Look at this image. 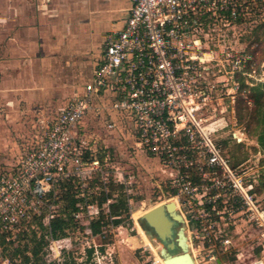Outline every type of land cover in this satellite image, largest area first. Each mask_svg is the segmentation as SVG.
<instances>
[{
  "label": "rangeland",
  "instance_id": "rangeland-1",
  "mask_svg": "<svg viewBox=\"0 0 264 264\" xmlns=\"http://www.w3.org/2000/svg\"><path fill=\"white\" fill-rule=\"evenodd\" d=\"M85 3L89 15L81 13ZM96 3L103 0H0V169L16 164L22 144L40 133L41 123L92 73L104 35L93 29ZM235 10L238 17L230 26L218 24L216 34L208 36L218 43L221 71L217 102L208 107L204 124L215 131L229 165L246 176L264 205V0L236 3ZM62 13L66 19L58 22ZM85 21L91 24L83 30ZM64 24H73L74 32ZM94 121L85 125L86 134L99 140L91 147H102L110 156L96 153L108 171L104 183L101 174L87 181L84 199L78 202L81 217L74 212L62 235L50 236L41 219L13 240H1L0 264H162L136 218L176 198V189L157 159L135 149L130 137L119 139ZM77 188L79 192L81 184ZM234 199L222 196L212 204L196 201L192 207L182 197L177 200L174 216L179 214L181 221L174 228L175 248L167 253L182 251L176 245L182 231L181 244L185 249L189 245L196 264L264 262V235ZM66 205L61 200L55 215ZM141 225L146 227L145 222ZM152 239L157 253L167 257L165 247Z\"/></svg>",
  "mask_w": 264,
  "mask_h": 264
},
{
  "label": "built area",
  "instance_id": "built-area-1",
  "mask_svg": "<svg viewBox=\"0 0 264 264\" xmlns=\"http://www.w3.org/2000/svg\"><path fill=\"white\" fill-rule=\"evenodd\" d=\"M246 2L131 0L123 26L106 35L81 88L41 123L37 136L22 144L16 164L0 169V237L13 240L41 219L52 236L50 221L56 216L62 183L72 179L81 184L78 200L84 199L94 175L101 174L104 183L108 171L96 153L110 156L102 147H91L99 140L86 134L90 116L157 159L177 200L182 197L192 207L196 201L212 204L222 196L233 197L264 235V205L251 192L246 176L229 165L215 131L204 124L208 107L217 102L221 71L218 43L208 36L218 24L230 26L238 17L236 3ZM82 209L77 203L73 215L80 218Z\"/></svg>",
  "mask_w": 264,
  "mask_h": 264
},
{
  "label": "water",
  "instance_id": "water-1",
  "mask_svg": "<svg viewBox=\"0 0 264 264\" xmlns=\"http://www.w3.org/2000/svg\"><path fill=\"white\" fill-rule=\"evenodd\" d=\"M172 207L173 203L155 206L143 215L141 222H145V228L153 231V234L156 235V240L165 246L164 250L167 254L164 259L165 264H193L191 254L181 244L180 232L182 231L178 232V237L176 238V245L182 251L173 255L167 253V250L175 248L174 228L176 223L181 221L179 214L176 217L171 214L170 209Z\"/></svg>",
  "mask_w": 264,
  "mask_h": 264
},
{
  "label": "crops",
  "instance_id": "crops-1",
  "mask_svg": "<svg viewBox=\"0 0 264 264\" xmlns=\"http://www.w3.org/2000/svg\"><path fill=\"white\" fill-rule=\"evenodd\" d=\"M87 8H88V4H86V3L82 4L81 5V13L85 12V14L87 13V15H89L90 11H86ZM95 8L96 9H95V12H94V17L97 19V21H96V23L93 22V29H95V26L97 27L96 31H94L95 33H99V32H103L104 31L103 40H102V45H103L104 41H105L104 37L106 36L107 33L109 34L111 31L118 30V29H120L123 26L124 21H125V19L128 16L129 9L131 8V0H103V3H96ZM58 19L59 20H57V21L59 22L60 19L63 20V19H66V18H65V15L62 13V14H59V18ZM86 24H88V25H86ZM90 24L91 23H89L88 21L87 22L85 21V22L81 23V29L84 30L85 28H89ZM102 25L106 26L107 28L105 30L101 29ZM63 27L65 28V30L66 29L67 30L71 29V33L74 32L73 24H69V25L68 24H64ZM102 50H103V46H102V49H101V53H102ZM100 55L101 54H98V57H100ZM87 78L84 79L83 83L87 80ZM82 84H81V86H82ZM94 120L100 121V125H101L100 118L98 119L96 117V119H95L94 116H90L88 118L89 122H93ZM94 122H96V121H94ZM115 135H116V133H115ZM129 141H131V140H129ZM152 159H154V158H152ZM158 165H159V163H158Z\"/></svg>",
  "mask_w": 264,
  "mask_h": 264
},
{
  "label": "trees",
  "instance_id": "trees-1",
  "mask_svg": "<svg viewBox=\"0 0 264 264\" xmlns=\"http://www.w3.org/2000/svg\"><path fill=\"white\" fill-rule=\"evenodd\" d=\"M77 183L76 181H73L72 179L66 180L62 183L61 190H60V200L59 202L66 201L67 205L64 207H60V213H58L57 216H55L51 221H50V228L53 237H58V235L63 234V228L65 225H67L71 219H72V214L76 212L77 210V203L78 199L75 197L77 188ZM108 196L104 197L103 201ZM115 206L113 205V208ZM5 242L4 235L0 237V241ZM38 253V250L34 249L33 255H36ZM27 262H28V258Z\"/></svg>",
  "mask_w": 264,
  "mask_h": 264
},
{
  "label": "bare ground",
  "instance_id": "bare-ground-1",
  "mask_svg": "<svg viewBox=\"0 0 264 264\" xmlns=\"http://www.w3.org/2000/svg\"><path fill=\"white\" fill-rule=\"evenodd\" d=\"M167 203H173V207L170 209L171 214L174 216L175 212L178 211V202L177 199L175 197L170 198L164 202L159 203L158 205L155 206H159V205H165ZM153 207H149L147 208L144 212H142L137 218H136V222L138 224V227L140 229V231L142 232L143 236L146 238V240L149 242V244H151V246L153 247L155 252H159V249L157 247H155V245H153V239L152 237L154 236V238H156V235L153 234V231L149 230V228H145L141 225V220L143 215L150 209L154 208ZM163 245V244H162ZM164 246V245H163ZM165 247V246H164ZM166 258V257H165Z\"/></svg>",
  "mask_w": 264,
  "mask_h": 264
},
{
  "label": "flooded vegetation",
  "instance_id": "flooded-vegetation-1",
  "mask_svg": "<svg viewBox=\"0 0 264 264\" xmlns=\"http://www.w3.org/2000/svg\"><path fill=\"white\" fill-rule=\"evenodd\" d=\"M187 239V238H186ZM151 245V244H150ZM188 248H189V245H187V251H188ZM152 249H153V247H152ZM154 250V249H153ZM189 252V251H188ZM190 253V252H189ZM155 254L160 258V261L159 262H161L162 264H165L164 263V259H165V257H162V256H160L157 252H155ZM191 254V253H190ZM191 256H192V259H193V264H196V261H195V259H194V257H193V255L191 254Z\"/></svg>",
  "mask_w": 264,
  "mask_h": 264
}]
</instances>
